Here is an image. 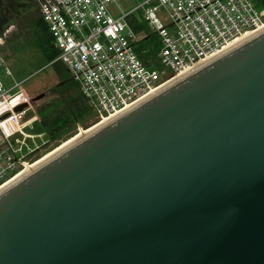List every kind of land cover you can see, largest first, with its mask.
<instances>
[{
  "label": "water",
  "instance_id": "water-1",
  "mask_svg": "<svg viewBox=\"0 0 264 264\" xmlns=\"http://www.w3.org/2000/svg\"><path fill=\"white\" fill-rule=\"evenodd\" d=\"M0 264H264V28L0 191Z\"/></svg>",
  "mask_w": 264,
  "mask_h": 264
},
{
  "label": "built area",
  "instance_id": "built-area-1",
  "mask_svg": "<svg viewBox=\"0 0 264 264\" xmlns=\"http://www.w3.org/2000/svg\"><path fill=\"white\" fill-rule=\"evenodd\" d=\"M48 27L57 57L79 84L97 120L143 100L186 70L216 56L237 38L264 26V9L254 0H158L172 19L164 26L158 7L146 9L147 19L160 35L154 57L135 50L136 33L127 21L132 12L115 16L114 0H33ZM153 0H146L145 5ZM10 74V71H8ZM0 85V187L39 157L45 132L35 131V119L25 121L31 101L20 89ZM15 89V90H14ZM29 102L22 112L15 108ZM6 160L4 165L1 160Z\"/></svg>",
  "mask_w": 264,
  "mask_h": 264
},
{
  "label": "rangeland",
  "instance_id": "rangeland-1",
  "mask_svg": "<svg viewBox=\"0 0 264 264\" xmlns=\"http://www.w3.org/2000/svg\"><path fill=\"white\" fill-rule=\"evenodd\" d=\"M145 1L114 0L109 8L115 16L132 12L127 21L130 22L137 36L134 48L141 57H154L161 48V38L149 24L146 9L158 7L156 15L161 23L169 27L170 31H173L174 27L171 26L172 19L165 6L161 5L158 0L142 5ZM254 1L256 2V0ZM258 7L263 9L260 4ZM27 12H31L33 16L28 18L25 15L14 24L7 25L2 38H0V85L8 90L20 83L16 89H20L31 101V109L21 119L27 121L36 118L35 131L46 133L43 139L38 140L40 144L47 141L36 151L40 158L64 140L74 136L83 128L95 124L98 120L91 104L82 97V91L79 84L73 79V74L62 62L51 63L50 58L44 54L40 47L35 34L37 24L34 18H42V16L33 0H30L25 13ZM147 36L148 38L145 40ZM42 93L45 94L44 97L33 101L34 97ZM65 98L78 100L84 111H82V117L78 119V122L72 124V128L67 131L63 130L59 135L53 137L50 124L52 125V122L60 116H64L70 108ZM74 108L80 109L78 105ZM1 162L4 165L7 164L5 156Z\"/></svg>",
  "mask_w": 264,
  "mask_h": 264
},
{
  "label": "bare ground",
  "instance_id": "bare-ground-1",
  "mask_svg": "<svg viewBox=\"0 0 264 264\" xmlns=\"http://www.w3.org/2000/svg\"><path fill=\"white\" fill-rule=\"evenodd\" d=\"M264 26L258 28L257 30L247 33L239 38H237L236 40L232 41L229 45H227L223 50H221L220 52H218L216 54V56H218L221 52H223L224 50L228 49L229 47L239 43L240 41L244 40L245 38L249 37L250 35L260 31L261 29H263ZM215 56V57H216ZM214 58V57H213ZM198 67V66H197ZM195 67V68H197ZM195 68L189 69L184 71L183 73L179 74L178 76H176L175 78H173V80H171L170 82H168L167 84H164L163 86H161L158 89L153 90L149 95H147L144 99H146L147 97L153 95L154 93L158 92L159 90H161L162 88H164L166 85L172 83L173 81H175L176 79L184 76L185 74L189 73L190 71L194 70ZM143 100H139L137 102H135L134 104L128 105L126 108H124L122 111H118L115 114H112L110 116H106L103 119L98 120L95 124L89 126L88 128H83L80 132H78L77 134H75L74 136L69 137L68 139L64 140L63 142H61L59 145L55 146L53 149H51L50 151L46 152L45 154H43L40 158H38L37 160H35L32 164L27 165V167L22 170L19 174H17L14 178H12L11 180H9L8 182H6L4 185H2L0 187V191H2L4 188H6L7 186H9L11 183H13L14 181H16L17 179H19L20 177H22L23 175H25L26 173H28L29 171H31L32 169H34L35 167H37L38 165H40L41 163H43L44 161H46L47 159H49L50 157H52L53 155H55L56 153H58L59 151H61L62 149H64L65 147L73 144L75 141H78L79 139H81L84 135L90 133L91 131L97 129L98 127L106 124L107 122H109L111 119L115 118L116 116L120 115L121 113H123L124 111L130 109L131 107H133L134 105H136L137 103L143 101Z\"/></svg>",
  "mask_w": 264,
  "mask_h": 264
},
{
  "label": "trees",
  "instance_id": "trees-1",
  "mask_svg": "<svg viewBox=\"0 0 264 264\" xmlns=\"http://www.w3.org/2000/svg\"><path fill=\"white\" fill-rule=\"evenodd\" d=\"M34 19H36V24H37V29L35 31V34L37 35V38L39 40L40 47L44 51V54L48 58H50V62H52L57 57L58 54L53 46L52 38L48 31V27L41 17H37ZM146 38H148V36L145 37V40ZM144 58H148V56H145ZM65 101H68V105L70 108L68 107L69 111H67L64 114V116H60L59 118H57L55 121L52 122V125L50 124V127H52L53 137L59 135L63 130L67 131L70 128H72L73 127L72 124L74 122H78V119L82 117V111H84V109L80 107L78 100L74 98L73 99L65 98ZM76 105H78L80 109L76 110L77 108H74V106Z\"/></svg>",
  "mask_w": 264,
  "mask_h": 264
},
{
  "label": "flooded vegetation",
  "instance_id": "flooded-vegetation-1",
  "mask_svg": "<svg viewBox=\"0 0 264 264\" xmlns=\"http://www.w3.org/2000/svg\"><path fill=\"white\" fill-rule=\"evenodd\" d=\"M30 0H0V38L7 25L14 24L19 19L33 16L31 12H27ZM257 5L263 6L264 0H256Z\"/></svg>",
  "mask_w": 264,
  "mask_h": 264
}]
</instances>
